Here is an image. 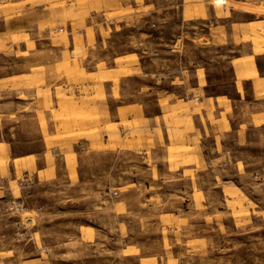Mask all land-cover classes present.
<instances>
[{"label":"rangeland","instance_id":"rangeland-1","mask_svg":"<svg viewBox=\"0 0 264 264\" xmlns=\"http://www.w3.org/2000/svg\"><path fill=\"white\" fill-rule=\"evenodd\" d=\"M0 264H264V0H0Z\"/></svg>","mask_w":264,"mask_h":264}]
</instances>
